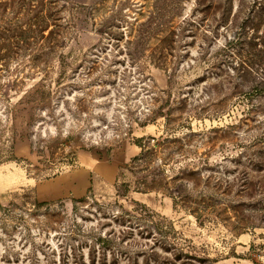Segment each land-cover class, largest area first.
<instances>
[{"label":"rangeland","instance_id":"rangeland-1","mask_svg":"<svg viewBox=\"0 0 264 264\" xmlns=\"http://www.w3.org/2000/svg\"><path fill=\"white\" fill-rule=\"evenodd\" d=\"M103 259L264 264V0H0V264Z\"/></svg>","mask_w":264,"mask_h":264},{"label":"trees","instance_id":"trees-1","mask_svg":"<svg viewBox=\"0 0 264 264\" xmlns=\"http://www.w3.org/2000/svg\"><path fill=\"white\" fill-rule=\"evenodd\" d=\"M126 129L124 130V133L125 134H129V132H131L132 130V124L130 121L126 122ZM179 138L177 137H173L171 136V134L169 136H166L165 138H162L161 141L159 143H157V146L154 147L152 145V147L148 146L145 142V139L143 138H138L137 139V144L138 146H140L142 148V152L139 156H136L135 157V161H137L136 163H138L139 165H135L137 168V172H143V171H147L151 166L153 167L154 165L151 164V157L154 158V155L160 153L161 156L160 157H156V159H154L152 162L155 163H158V161H160L158 163V165L162 166V165H166L167 164V160H170V156H169V153H168V150L171 148V145L174 144L175 142H179L180 140H178ZM155 145V144H154ZM140 163H143V164H140ZM157 165V166H158ZM185 170V169H184ZM182 170L176 177L173 178V181L177 182V183H180L183 185V187L180 189V190H177V195H178V200H179V203H181V206H183L184 208H187L188 210H190L193 214H197V216H201L202 215V208L201 206L199 205V202L197 201H193L191 200L190 198V193L188 192V187H189V183H190V180H189V177H190V173L187 172V171H184ZM142 182V181H141ZM143 184H145V181L142 182ZM122 186L120 185H117V193L119 196H127L128 192H129V185L127 184V182H124L123 184H121ZM165 186H167V183L165 184ZM156 186H153V187H149L148 189L146 190H143V191H149L150 189L152 188H155ZM122 191V192H121ZM140 191V190H139ZM44 203V202H43ZM48 205H47V208L42 211L41 213L44 214V215H47V214H50L49 212L51 211V214H54V209L50 206L52 205L51 202H46ZM189 203H194V204H189ZM45 204V203H44ZM194 205V206H193ZM20 209V208H19ZM22 211H24L22 208H21ZM147 215H151L153 216V214H151L150 212H147V210H144ZM41 213H36V214H41ZM128 217V218H125V217ZM113 217L115 218V220H119V224L120 225H123L125 226V228L122 229V232L121 234L124 236L122 241H124L126 239V236L129 235V234H134V230L135 228H138V227H141V224H139L138 222L137 223H133V220L130 218L132 217V213L128 210H125V209H119V212H115L113 213ZM158 223L159 222H154L153 220L151 221L150 224H144L143 225V229L146 231L144 232L142 229H138L139 233H141L143 236L141 237H144V238H149L152 236V233H154V229H157L158 228ZM236 223L237 225H240L239 227H242V229H245L247 227H250V226H253V224L251 223H246V222H242V220H236ZM241 223V224H240ZM128 233V234H127ZM146 233V235H144ZM156 233V231H155ZM163 238H156V236H152V240H155L154 244L151 245L150 249H153L151 250V256H149V260L150 257H152V255H155V252L156 250L155 247L158 245V244H161V247L163 249H167L168 246L170 245L169 244V241L167 240L166 236H163ZM112 238H98V242H105L106 246L103 245L101 246L102 248L103 247H110L111 244L109 242V240H111ZM108 243L110 244V246L108 245ZM93 251L95 250V244L93 245ZM145 253V252H144ZM176 253V252H175ZM175 259H179V255H181L180 253H176L175 254ZM183 255V254H182ZM157 259V258H156ZM175 259H169L168 260V263L167 264H175ZM157 261V260H155ZM95 258H94V255H93V263H95ZM159 262V261H158ZM101 264H107V262L105 261V259L101 260L100 261ZM147 264H149L148 260H147ZM157 264H162L161 262L157 263Z\"/></svg>","mask_w":264,"mask_h":264}]
</instances>
